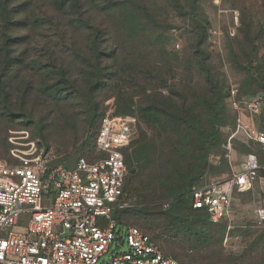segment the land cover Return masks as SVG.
Returning a JSON list of instances; mask_svg holds the SVG:
<instances>
[{"label":"rangeland","instance_id":"rangeland-1","mask_svg":"<svg viewBox=\"0 0 264 264\" xmlns=\"http://www.w3.org/2000/svg\"><path fill=\"white\" fill-rule=\"evenodd\" d=\"M0 2L10 19L3 31L0 10V160H8L9 133L27 132L67 168L78 158L93 161L94 137L110 108L130 110L125 114L135 119L136 132L144 103L182 97L199 121L196 130L168 122L166 134L160 133L166 139L151 141L164 155L163 180L177 187L191 182L184 160L204 167L196 184L203 177L223 179L237 171L246 152L264 161V146L239 133L233 134L229 158L220 146L211 150L213 144L206 155L192 149L184 160L171 149L176 139L188 143L203 131L202 137H208L214 121L224 125L221 142L228 140L235 127L228 120L234 114L232 101L260 97L264 102V0ZM151 88L155 91L146 92ZM252 121L264 128L257 117ZM141 130L149 141L156 127L141 125ZM263 186L258 182L253 192L236 193L219 226L199 221L198 227L177 234L161 226L145 231L140 223L146 212L160 209L152 206L155 201L143 204L128 193L127 208L118 218L147 233L178 264H264V227L253 216L264 207Z\"/></svg>","mask_w":264,"mask_h":264},{"label":"built area","instance_id":"built-area-1","mask_svg":"<svg viewBox=\"0 0 264 264\" xmlns=\"http://www.w3.org/2000/svg\"><path fill=\"white\" fill-rule=\"evenodd\" d=\"M231 105L235 127L223 145L225 158L235 133L264 146V134L252 121L264 110L262 99H234ZM134 133L135 119L110 108L96 135L97 158L93 162L80 158L70 169L27 132L9 133L8 160H0V264H178L141 231L133 227L122 231L112 218L115 209L127 207L122 201L124 152ZM262 170L255 154L245 155L229 177L192 189V209L203 210L212 225L223 223L234 195L245 194L264 180L258 177ZM253 216L264 227V207L256 208Z\"/></svg>","mask_w":264,"mask_h":264},{"label":"trees","instance_id":"trees-1","mask_svg":"<svg viewBox=\"0 0 264 264\" xmlns=\"http://www.w3.org/2000/svg\"><path fill=\"white\" fill-rule=\"evenodd\" d=\"M0 10H1V17L3 20L2 30L6 31L10 24V19L6 6L1 2H0ZM210 88L212 91L215 90L214 85H211ZM154 91L155 89L151 88L146 92H154ZM171 95L173 96L174 94L171 92ZM156 96L162 98V96L160 95H156ZM184 99L187 100L185 97ZM166 101L167 102L151 101L150 103H144L143 107H141L137 112L139 125L138 127L136 126L137 130L135 134L136 133L138 134V138L137 139L134 138L129 150H126V152H124L125 164L127 168V176L124 184L122 201L126 202L127 193H128L130 195L136 196L137 199H139V202L143 204L145 202L151 203L152 201L153 202L155 201L154 202L155 204H153L152 206H155L160 210L166 211V212H161L160 210H157V212L155 211L151 213L150 210H148L146 212L147 217L142 221V223H140L141 229L145 231L150 229L158 230L159 227L161 226L160 228L162 227L171 228L174 234H177L182 230L190 231L195 227H198L200 223L199 221L207 222L211 226H219L222 223L219 225H212L209 222L208 217L203 210H193L191 206V198L189 196L192 189L198 188L211 180H217V179H211L210 177L209 178L203 177L202 178L203 181H201L199 184H196V182L198 181L197 176H202V174H204L202 172L204 171V167L198 169L197 167H195V165L191 166L190 163H188L186 160L182 159L181 157L185 158L192 149H195L196 152L198 153L199 152L205 153L206 155L208 150L210 149L209 146L211 144H213L211 150L214 149L215 147L217 148L220 146L225 154L223 145L226 143V141L223 140L221 142V137H222L221 132H223L222 127L224 125L222 122H218V121L211 122L209 126L212 127V132L209 134L208 137L207 136L202 137V134H204L205 131H203L202 134L192 133L194 134L195 139H192L190 137L191 142L187 143L185 139L184 140L176 139L175 145H171V149L176 153L175 155L178 156V158L184 160L185 164L187 165V169L185 170L186 176L188 175L193 177L191 182L183 183L182 186L177 187L173 181L168 182L167 180H163L165 175L162 173L163 166L160 164V161L164 158V155L161 152H157V150L151 146L152 145L151 141H155L158 138L162 140L166 139L165 136H160V133L163 132L164 134H166L167 132L166 130L168 129V122H174V123L179 122L181 123L183 129L186 128L187 126H190L191 130H196L193 129V126L198 125L197 121H199V119L190 116L189 111L191 107L186 106L187 101H184L182 97H180V101H172L171 98L170 99L167 98ZM163 103H166L169 107L163 105ZM168 103H170V105ZM213 105L214 102L212 103V105H210V107H212ZM124 111L127 112H123L124 114L123 113H115V114L119 116H128V114L125 113H129L130 110L129 111L125 110L124 107ZM230 116L228 117V120L231 121V124L233 123L234 125L235 115L232 113V115ZM257 120L259 121V125L263 124L264 110L259 116H257ZM141 125H145V126L150 125L156 127V130H154L155 134L153 138L150 139L149 141H146V135L141 130ZM256 128L258 131L264 134V128L262 126H257ZM183 129L179 130L177 136H179L180 133L184 131ZM97 132L95 134L94 143H93V161L94 158L95 159L97 158L95 152V139ZM167 141L170 142L169 139H167ZM176 144L178 145V147H176ZM46 147L49 149L48 146ZM191 154L192 153H190V155ZM247 154H250V152H246V155ZM252 154H255L257 156L260 165H264V161L261 160V157L257 153H252ZM192 157L194 159H198L197 155L196 156L192 155ZM58 163L63 166V164L61 163V159H58ZM63 167L66 169H70L65 166ZM222 172L228 173L229 171L223 170ZM231 173L229 174V176L231 175ZM168 174H169V170H168ZM263 176H264V170L258 173V177H263ZM129 181L131 183H129ZM178 181L180 180L178 179ZM166 202L169 203V206L167 208H163L162 204ZM126 208L127 207L115 209L112 214V218L116 222L117 227L118 225H124L126 227L125 229L129 227H133L141 231V229L137 227L130 226L128 224H123L120 222L118 218V213L125 211ZM188 221L191 222L187 224ZM141 232L147 237H149V239L158 246V244L155 243V241L150 236H148L147 233H145L144 231ZM159 249L162 251L160 247ZM164 255L167 256L166 254Z\"/></svg>","mask_w":264,"mask_h":264},{"label":"crops","instance_id":"crops-1","mask_svg":"<svg viewBox=\"0 0 264 264\" xmlns=\"http://www.w3.org/2000/svg\"><path fill=\"white\" fill-rule=\"evenodd\" d=\"M258 182H262L263 185H264V180H258L257 183H258ZM261 189H263L262 193L264 194V186H263ZM253 191H254V188H253L251 191L247 192V193H251V192H253ZM247 193H246V194H247Z\"/></svg>","mask_w":264,"mask_h":264}]
</instances>
